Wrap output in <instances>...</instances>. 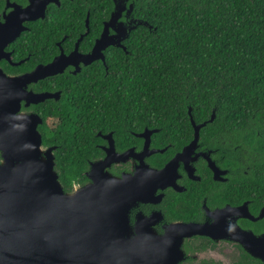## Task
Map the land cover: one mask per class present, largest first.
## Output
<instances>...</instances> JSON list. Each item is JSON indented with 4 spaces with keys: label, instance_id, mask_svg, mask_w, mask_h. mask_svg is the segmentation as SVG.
Wrapping results in <instances>:
<instances>
[{
    "label": "flooded vegetation",
    "instance_id": "obj_1",
    "mask_svg": "<svg viewBox=\"0 0 264 264\" xmlns=\"http://www.w3.org/2000/svg\"><path fill=\"white\" fill-rule=\"evenodd\" d=\"M64 1H49L44 16L30 18L26 9L30 0H0V85L5 76H28L26 89L47 95L36 103L21 100L20 111L41 117L38 128L43 147L53 149L54 159L58 144L46 141L51 128L44 117L54 116L58 123L70 117L77 143L86 148L85 156L75 160L86 168L66 190L92 182V173L122 177L121 189L127 193L122 207L131 228H149L157 235L168 231L181 250L178 264H264V148L235 141L228 128L206 124L196 133L195 124L208 118L195 119L189 105L186 111H172L168 125H143L140 93L128 95L135 101L134 110L125 111V80L108 77L115 60L118 65L123 62L125 41L140 25L122 31L126 24L140 19L136 15L139 0L119 4L116 16L112 15L113 0L109 14L100 15L95 31L90 25V9L86 14L65 11L70 28L44 30L37 24L49 15L54 18L52 5L61 7ZM31 10L40 13L38 8ZM71 19L83 21L84 26ZM134 89L138 91V87ZM71 99L74 109L60 110ZM95 99L106 108L111 99L113 108L95 112ZM55 108L56 114L49 113ZM98 112L106 115V127L95 130L92 117ZM79 129H84V135ZM147 130L152 132L142 156L147 139L143 132ZM142 163L153 169L145 184L139 181ZM142 187L150 190L147 200L136 197Z\"/></svg>",
    "mask_w": 264,
    "mask_h": 264
},
{
    "label": "trees",
    "instance_id": "obj_2",
    "mask_svg": "<svg viewBox=\"0 0 264 264\" xmlns=\"http://www.w3.org/2000/svg\"><path fill=\"white\" fill-rule=\"evenodd\" d=\"M112 7L113 0H65L61 7L52 5L54 18L49 15L37 24L44 30L70 28L67 11L86 14L90 9V25L95 31L100 15H108ZM136 15L152 28L140 24L130 32L123 62L118 65L115 60L108 75L125 80L127 97L122 109L134 110L135 101L128 95L140 93V120L149 126L168 125L171 112L186 111L187 105L197 120L209 119L215 110L216 118L206 126L231 129L235 141L253 142L254 148L263 149L264 0H139ZM71 20L84 26L83 21ZM109 101L111 109L114 103ZM74 106L71 99L60 110ZM106 107L97 99L92 106L95 112ZM69 118L58 123L54 116L44 117L51 128L46 141L58 144L55 168L65 190L71 189L73 179L86 168L75 160L85 156L86 148L77 143ZM105 119L103 112L93 114L92 127L104 129Z\"/></svg>",
    "mask_w": 264,
    "mask_h": 264
},
{
    "label": "water",
    "instance_id": "obj_3",
    "mask_svg": "<svg viewBox=\"0 0 264 264\" xmlns=\"http://www.w3.org/2000/svg\"><path fill=\"white\" fill-rule=\"evenodd\" d=\"M49 1L30 0V18L44 16ZM124 1L115 0L112 15ZM37 8L40 13H33ZM138 24L152 28L140 18L122 31ZM27 77L5 76L0 85V264H178L181 250L168 231L157 235L149 228H131L122 207L127 196L122 177L92 173V182L64 189L53 149L43 147L41 117L20 111L21 100L36 103L47 96L27 90ZM215 116L213 110L208 120L195 124L196 133ZM151 132H143L142 156ZM142 167L139 181L145 184L153 169ZM149 192L142 187L136 197L147 200Z\"/></svg>",
    "mask_w": 264,
    "mask_h": 264
}]
</instances>
